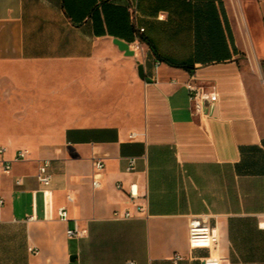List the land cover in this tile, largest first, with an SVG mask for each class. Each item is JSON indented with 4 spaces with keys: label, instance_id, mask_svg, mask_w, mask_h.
I'll list each match as a JSON object with an SVG mask.
<instances>
[{
    "label": "crops",
    "instance_id": "0c3cea01",
    "mask_svg": "<svg viewBox=\"0 0 264 264\" xmlns=\"http://www.w3.org/2000/svg\"><path fill=\"white\" fill-rule=\"evenodd\" d=\"M114 38L143 65L139 115L0 139L12 165L0 167V264H175L178 252L176 264L208 255L264 264V0H0L2 86L17 87L19 65L121 50ZM192 77L218 94L199 116ZM96 159L105 162L97 187ZM44 161L49 203L37 177ZM132 180L148 192V212L115 217L133 209ZM191 214H208L217 248H190ZM76 227L82 234L69 236Z\"/></svg>",
    "mask_w": 264,
    "mask_h": 264
},
{
    "label": "rangeland",
    "instance_id": "374dc122",
    "mask_svg": "<svg viewBox=\"0 0 264 264\" xmlns=\"http://www.w3.org/2000/svg\"><path fill=\"white\" fill-rule=\"evenodd\" d=\"M138 64L136 57L103 46L86 60L16 66L14 88L2 86L8 75L0 64V139L25 141L68 126L127 125L141 110Z\"/></svg>",
    "mask_w": 264,
    "mask_h": 264
},
{
    "label": "built area",
    "instance_id": "2783aa9c",
    "mask_svg": "<svg viewBox=\"0 0 264 264\" xmlns=\"http://www.w3.org/2000/svg\"><path fill=\"white\" fill-rule=\"evenodd\" d=\"M145 27H139V31H144ZM139 47V46H137ZM185 86L188 89V96L190 101V110L191 114L194 116L201 115L205 110L206 101H214L217 99L218 94L216 90L212 87L209 88L206 85L198 82L194 77L190 78L185 82ZM27 149H20L18 156L24 157L27 153ZM4 152V148L0 147V154ZM136 156L128 157V170L135 169ZM48 161H44L39 165L37 177L43 184V193L45 202L49 203L51 199V174L48 172ZM105 162L102 159H96L94 161L95 175L93 179V186H99L100 182L97 176L101 174ZM0 167L4 173H10L11 171V162L10 160L0 158ZM17 183H20L21 180H16ZM119 188H122L121 183L118 184ZM127 195L130 203L133 205V209L127 208L123 214L119 211L114 212L115 217H124L132 218L136 215L146 214L148 212L149 196L148 192H142L137 180H132L127 188ZM68 201L72 202L74 200L72 194H67ZM2 199H0V203ZM59 216L62 219L68 218L67 208L61 207L59 209ZM34 216H30V219H33ZM208 214H191L189 217V246L192 249L196 248H217L219 244V234L217 230L209 224ZM67 234L69 236H80L82 232L76 227L74 229H67ZM30 250L37 253V250H34L30 247ZM184 255L182 253H176L173 257V261L176 264L179 260L183 259ZM201 264H222V258L219 256L208 255L202 256ZM128 264H134L130 261Z\"/></svg>",
    "mask_w": 264,
    "mask_h": 264
},
{
    "label": "water",
    "instance_id": "95a60500",
    "mask_svg": "<svg viewBox=\"0 0 264 264\" xmlns=\"http://www.w3.org/2000/svg\"><path fill=\"white\" fill-rule=\"evenodd\" d=\"M114 42L118 45V47L125 52L126 55H134L135 51L130 48V44L124 40L119 38H114ZM138 73L141 77H143V65L139 64Z\"/></svg>",
    "mask_w": 264,
    "mask_h": 264
},
{
    "label": "trees",
    "instance_id": "16d2710c",
    "mask_svg": "<svg viewBox=\"0 0 264 264\" xmlns=\"http://www.w3.org/2000/svg\"><path fill=\"white\" fill-rule=\"evenodd\" d=\"M264 63V62H263Z\"/></svg>",
    "mask_w": 264,
    "mask_h": 264
}]
</instances>
